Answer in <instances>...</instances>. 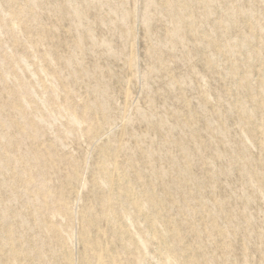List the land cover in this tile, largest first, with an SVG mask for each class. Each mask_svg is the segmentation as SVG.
I'll return each mask as SVG.
<instances>
[{
	"label": "rangeland",
	"instance_id": "rangeland-1",
	"mask_svg": "<svg viewBox=\"0 0 264 264\" xmlns=\"http://www.w3.org/2000/svg\"><path fill=\"white\" fill-rule=\"evenodd\" d=\"M0 264H264V0H0Z\"/></svg>",
	"mask_w": 264,
	"mask_h": 264
}]
</instances>
